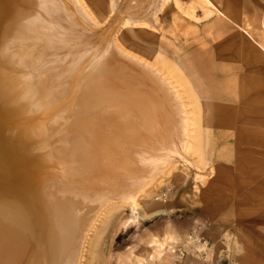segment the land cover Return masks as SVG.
Here are the masks:
<instances>
[{
	"label": "rangeland",
	"instance_id": "1",
	"mask_svg": "<svg viewBox=\"0 0 264 264\" xmlns=\"http://www.w3.org/2000/svg\"><path fill=\"white\" fill-rule=\"evenodd\" d=\"M69 2L70 7H65L63 0H39V16L26 28L30 43L24 47L36 58L35 66L30 70H15L20 76L24 73L22 78L38 83L34 84L40 87L38 96H47L44 98L47 101L45 111L39 119L42 125L48 126L51 121L53 125H60L72 117L67 100L74 96L79 80L90 72V68L97 66L107 52L114 51L118 55L117 61L113 58L116 66L122 62L121 55L130 57L124 56L130 64L126 66L138 71L149 82L162 85L161 88L166 90L161 94L166 96L168 103L174 100L172 112L165 108L159 111L156 107L146 114V130L134 132L138 143L117 141L113 150L117 164L111 169L112 175L107 167L90 168L97 169L91 172V177H97L102 184L108 179L129 178L122 182L118 199H124L123 195L130 188L133 190L127 195L134 196L137 190L141 192L144 186L145 189L138 193L143 195L139 196L140 207L135 212L125 204L111 209L117 198L109 201L110 195L91 209L79 238V258L77 260L75 255L73 262L76 259V264H241L244 255L257 259L264 254V176H227L229 166L214 164L217 155L205 148L204 129L207 120L212 126L223 125L226 119L235 124L264 125V102L244 100L249 96L247 92H252L248 88L236 93L235 101H218L214 100L213 89L207 91V85H202L201 89V85L192 84L196 77L206 76L207 72V54L196 52L197 37L194 34L197 33L193 34L192 28L201 29L206 18L216 11L207 15L197 0ZM241 2L245 4L243 12L237 2L231 4L234 13L241 12L245 18H264V5H261L264 0ZM216 7L228 18V11ZM124 21L129 24L124 26ZM263 24L257 30L261 36ZM239 25L247 28L250 35L254 27L258 28L249 22ZM228 39L219 38L218 43L223 45ZM119 43L123 49L117 48ZM257 50L261 54L264 51L259 47ZM254 55L250 52L209 54L216 64L239 60L242 67L251 66ZM235 71L240 76L239 72L244 74L248 69ZM169 79L173 80L174 87L177 81L176 89L181 90L178 94ZM186 82L194 88L197 104L185 91ZM159 101L162 105L163 100ZM222 108H237L241 114L233 118L205 117L207 110ZM141 118L135 117L137 126ZM51 132L53 134V130ZM175 139L181 140V144ZM177 142V150L172 149ZM184 143L189 145L185 151ZM141 148L146 154L152 153L151 163L150 155L138 161L135 153ZM233 178L240 180L234 182L235 189H230ZM214 199L220 202L223 211L216 215L219 218L226 215L223 226H218L220 222L212 212ZM232 206L240 209L236 214L237 222L231 221L235 217L230 218ZM178 251H182L181 256Z\"/></svg>",
	"mask_w": 264,
	"mask_h": 264
},
{
	"label": "bare ground",
	"instance_id": "2",
	"mask_svg": "<svg viewBox=\"0 0 264 264\" xmlns=\"http://www.w3.org/2000/svg\"><path fill=\"white\" fill-rule=\"evenodd\" d=\"M197 1L207 15L216 11L219 17L226 16L210 0ZM63 4L70 7L69 0H63ZM39 12V0H0V264H76L80 234L91 209L103 198H117L111 201V209L125 204L135 212L140 207L139 196L143 195H138L140 191L135 196L127 195L133 189L126 185L130 191L123 195L124 199H118L122 182L129 178L114 177L102 184L97 177H91L97 169L90 168L107 167L112 175L111 169L117 164L113 153L117 141L138 143L134 132L146 130L149 111L156 107L159 111L173 110L174 100L166 101L161 94L166 90L162 85L149 82L126 66L130 65L124 58L127 55H121L122 64L116 66L114 59L118 55L113 51L101 56L97 66L94 64L79 80L74 96L67 100L72 117L60 125H53L52 121L48 126L42 125L39 119L45 111L44 103L47 104L46 94L38 96L40 87L34 86L38 83L15 71L35 66L36 58L24 47L30 43L26 28ZM128 24L123 22L124 26ZM237 27L250 36L247 28L239 24ZM262 27L264 30V24ZM261 38L264 41V34ZM257 44L264 50V44ZM117 46L122 48L120 43ZM176 83L175 87L174 83L169 84L176 89ZM178 91L181 90L177 94ZM185 91L197 104L194 88L187 83ZM136 116L142 117L139 126L134 122ZM174 130L176 133V125ZM177 141L181 144V140ZM178 142L172 149L177 150ZM187 147L188 143H184L183 150ZM151 154L143 148L135 153L139 162L150 155V163Z\"/></svg>",
	"mask_w": 264,
	"mask_h": 264
},
{
	"label": "crops",
	"instance_id": "3",
	"mask_svg": "<svg viewBox=\"0 0 264 264\" xmlns=\"http://www.w3.org/2000/svg\"><path fill=\"white\" fill-rule=\"evenodd\" d=\"M225 2H219L212 0V2L228 11V18L219 17L217 13L213 12V15L206 18V22L203 23L201 29L195 30L192 28L193 34L197 37L198 48L197 53L207 54L206 76L196 77V82L192 84L207 85V91L213 89L214 100L218 101H235L236 93L242 89H249L252 92H247L249 96L244 97V100L260 101L264 102V51L262 54L257 50V41L263 43L261 38V32H257V29L264 22V18H245L241 12H243V6L241 0H224ZM237 2L240 6L241 12L234 13V10L230 7L232 3ZM245 3V2H243ZM264 5V2H261ZM250 23L257 25L258 28H253L252 35H247L241 32L237 25L241 23ZM191 27V26H190ZM219 38H229L226 43L219 44ZM261 39V40H260ZM201 42V45L199 44ZM224 40H222L223 42ZM205 42V43H204ZM220 47V48H219ZM195 51V49H194ZM222 52H250L255 54L251 61V66L242 67L239 60H229L227 63L221 62L220 64L214 63L209 54ZM231 61V62H230ZM225 62V61H224ZM204 63V62H202ZM248 69L247 72H239L240 76H237L236 69ZM219 69V70H218ZM222 70V71H220ZM224 70V71H223ZM234 70V72H232ZM248 75L253 77H248ZM244 77V78H243ZM248 78V79H247ZM193 88V87H192ZM209 99V98H207ZM257 106V104H256ZM264 106V105H262ZM240 111L236 108L232 109H209L205 114V117H235L240 115ZM264 116V114H262ZM227 120V119H226ZM223 125L218 126L210 125L211 121L207 120V125L204 126L206 132V145L205 148L212 150L217 155V160L214 164H223L228 167L226 172L227 176H264V125H247L244 123L235 124L233 120H227ZM215 121H213L214 123ZM216 122H220L216 120ZM222 122V121H221ZM233 123V124H231ZM212 126V127H211ZM249 172V173H248ZM240 178H233L230 183V189H235L236 180ZM212 212L218 218V226L226 224V215L219 218L216 215L221 211V204L217 200H213ZM239 207L232 206L230 212L235 218H230L232 222H237V213H239ZM217 221H212L216 222ZM241 264H264V254L260 256L251 257V255L242 256Z\"/></svg>",
	"mask_w": 264,
	"mask_h": 264
},
{
	"label": "built area",
	"instance_id": "4",
	"mask_svg": "<svg viewBox=\"0 0 264 264\" xmlns=\"http://www.w3.org/2000/svg\"><path fill=\"white\" fill-rule=\"evenodd\" d=\"M178 254L181 256L182 255V251H178Z\"/></svg>",
	"mask_w": 264,
	"mask_h": 264
}]
</instances>
